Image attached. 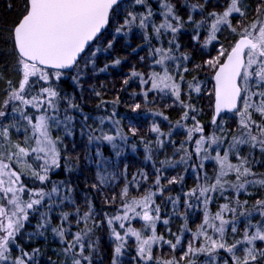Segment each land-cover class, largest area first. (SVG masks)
I'll use <instances>...</instances> for the list:
<instances>
[{
	"label": "snow or ice",
	"instance_id": "snow-or-ice-1",
	"mask_svg": "<svg viewBox=\"0 0 264 264\" xmlns=\"http://www.w3.org/2000/svg\"><path fill=\"white\" fill-rule=\"evenodd\" d=\"M0 264H264V0H0Z\"/></svg>",
	"mask_w": 264,
	"mask_h": 264
}]
</instances>
